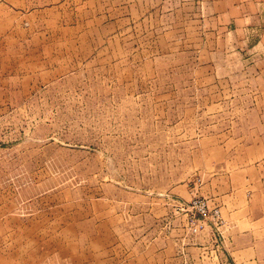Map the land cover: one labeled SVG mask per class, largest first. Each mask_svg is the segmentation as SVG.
<instances>
[{"label": "rangeland", "instance_id": "374dc122", "mask_svg": "<svg viewBox=\"0 0 264 264\" xmlns=\"http://www.w3.org/2000/svg\"><path fill=\"white\" fill-rule=\"evenodd\" d=\"M207 10L0 0V264H264V68Z\"/></svg>", "mask_w": 264, "mask_h": 264}, {"label": "crops", "instance_id": "0c3cea01", "mask_svg": "<svg viewBox=\"0 0 264 264\" xmlns=\"http://www.w3.org/2000/svg\"><path fill=\"white\" fill-rule=\"evenodd\" d=\"M200 6L206 8L208 16L234 37L243 42L242 49L255 56V62L264 68V0H199ZM230 264H239L233 253L229 256ZM248 264H255L253 258Z\"/></svg>", "mask_w": 264, "mask_h": 264}]
</instances>
